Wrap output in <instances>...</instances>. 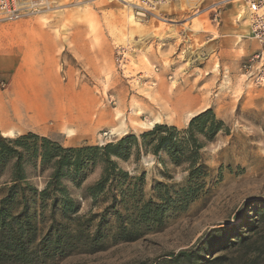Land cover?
Returning <instances> with one entry per match:
<instances>
[{
  "label": "rangeland",
  "instance_id": "rangeland-1",
  "mask_svg": "<svg viewBox=\"0 0 264 264\" xmlns=\"http://www.w3.org/2000/svg\"><path fill=\"white\" fill-rule=\"evenodd\" d=\"M46 1L42 11L0 21V50L17 52L10 73L0 71V94L14 92L12 75L27 68L28 51H38L37 68L64 98L58 107L79 111L82 121L65 127L48 117L31 125L35 134L64 147L104 146L132 135L142 145L141 135L156 125L185 130L207 110L224 125L212 141L196 133L204 144L205 184L188 202L186 193L178 197L189 182L187 165L145 146L131 148L127 161L116 159L130 178L112 183L97 201L87 189L101 178L102 165L81 186L65 181L80 210L69 221L53 216L50 203L31 209L30 264H151L191 247L202 248L205 264H264V66L252 61L259 43L239 36L247 27L232 16L245 9L244 0L221 5L217 21L209 7L224 0L178 1L147 18L135 16L131 0ZM10 174L4 171L0 189ZM27 174L41 191L51 171L28 166ZM134 177L143 180L135 184Z\"/></svg>",
  "mask_w": 264,
  "mask_h": 264
},
{
  "label": "trees",
  "instance_id": "trees-1",
  "mask_svg": "<svg viewBox=\"0 0 264 264\" xmlns=\"http://www.w3.org/2000/svg\"><path fill=\"white\" fill-rule=\"evenodd\" d=\"M223 125L212 110H207L192 119L185 130L156 125L153 130L141 135L142 145L133 135L104 146L83 147H64L33 132L16 139L0 136V179L6 169H11L9 178L4 182L5 188L0 189V192L6 193L0 197V264H30L35 261L30 247L36 238L29 234L35 230L33 221L36 216L31 214V209L36 205L44 209L50 203L53 216L58 213L64 220L71 221L78 214L80 207L71 197L65 181L81 186L88 173L102 165L101 178L87 189L89 197L97 201L112 183L128 180L129 173L119 167L116 159L127 161L133 147L139 151L145 146L155 156L163 151L174 165H187L189 182L186 188L180 189L178 197L186 193L187 202L196 198L205 184L203 166L199 162L204 144L198 140L196 133L212 141ZM28 166L51 171L43 190L39 191L30 183ZM142 180L143 177L132 178L135 184ZM131 185L128 183V187ZM182 200L186 203V198ZM201 252V247L169 252L151 264H205Z\"/></svg>",
  "mask_w": 264,
  "mask_h": 264
},
{
  "label": "crops",
  "instance_id": "crops-1",
  "mask_svg": "<svg viewBox=\"0 0 264 264\" xmlns=\"http://www.w3.org/2000/svg\"><path fill=\"white\" fill-rule=\"evenodd\" d=\"M232 16L236 18V14ZM224 20H226V17ZM225 22L223 28H225ZM240 23L246 25V33L248 34L239 36H251L249 22L243 21ZM221 30L222 28H220V31ZM225 35L226 34H222V36ZM251 39L253 40L252 37ZM252 47L255 46L252 44ZM26 55H28V59H24V61H30L29 64H27V68L21 65L18 74L12 75L13 82L16 83L14 92H9L6 95L0 94V135L9 138L22 135L23 132L26 131L37 133L33 129H30V127H32L31 125H38L40 121L53 116L51 113L55 114L61 111L58 107L59 101H61L62 104L64 102L63 97L60 98V96L52 93V84L48 82L50 78L44 77L42 72L37 68L38 61L41 60L39 52L32 50L28 51ZM16 56L17 52L14 49L0 50V71L10 73L9 65ZM2 60L4 61L3 64ZM21 83L23 84L21 85ZM18 84H20V86ZM50 97H52V102L50 101ZM23 119L24 122L30 126L20 123Z\"/></svg>",
  "mask_w": 264,
  "mask_h": 264
},
{
  "label": "built area",
  "instance_id": "built-area-1",
  "mask_svg": "<svg viewBox=\"0 0 264 264\" xmlns=\"http://www.w3.org/2000/svg\"><path fill=\"white\" fill-rule=\"evenodd\" d=\"M28 6L26 8L18 7L17 0H0V21L14 22L24 18L26 16L34 14L38 9H42L46 5V0H26ZM184 0H133V12L139 18H147L148 15L153 14L151 11L160 13L162 8L168 5ZM190 2H197L196 0H188ZM243 1V0H240ZM248 3L246 9H241L236 12V18L239 22L241 20H248L250 24L251 36L255 38L261 44V52L256 54L252 61L260 60L261 66H264V0H246ZM236 0H224L218 4H212L210 9L215 13V20L219 19L220 14L223 12L222 6L231 5ZM141 13V15H138ZM155 15V14H154ZM160 18L159 16L155 15ZM263 63V65H262ZM259 78L261 82L264 75Z\"/></svg>",
  "mask_w": 264,
  "mask_h": 264
},
{
  "label": "bare ground",
  "instance_id": "bare-ground-1",
  "mask_svg": "<svg viewBox=\"0 0 264 264\" xmlns=\"http://www.w3.org/2000/svg\"><path fill=\"white\" fill-rule=\"evenodd\" d=\"M116 1H119V0H116ZM185 2H187V3H190V4H193V5H197V4H199L200 2H202V0H196L197 2H190V1H188V0H184ZM176 2H178V1H176ZM244 2H245V9L247 8V5H248V3L246 2V0H244ZM130 3H131V8L133 9V0H131L130 1ZM175 3V2H174ZM173 4V3H172ZM212 7V6H211ZM209 9H210V7H209ZM41 11H42V9H41ZM134 14H136L135 12H134ZM138 15H141V13H138ZM135 16H137V15H135ZM138 17V16H137ZM243 20V19H242ZM243 21H248V20H243ZM130 23L131 24H135V25H138V22L136 21V19H134L133 17H130ZM249 27H250V24H249ZM252 37V36H251ZM253 38V37H252ZM256 42H258L255 38H253ZM259 43V42H258ZM259 45H260V48L262 47L261 46V44L259 43ZM263 63H264V60H263ZM263 63H262V65H263ZM127 76V75H126ZM260 79H262V77H260ZM262 81H264V78H263V80ZM157 99H158V97H157ZM175 108V107H174ZM51 114H53V116H51V117H56V119L58 120L57 122H60V125L61 126H65V127H69V126H73V125H75L76 123H79V122H81L82 121V119H81V117H82V113H80L79 111H73V109H67V111H58V112H56L55 114L54 113H51ZM140 115V114H139ZM87 121V120H86ZM84 122H85V120H84ZM89 122V121H88ZM86 124H87V122H86ZM147 127L146 126V124H142L141 125V127ZM149 127V126H148ZM151 127V126H150ZM153 127V126H152ZM83 128H87V126H85V127H83ZM82 128V129H83ZM85 129H83V130H85ZM116 129V128H115ZM67 130H69V129H67ZM75 131V130H74ZM72 132V131H71ZM119 132V131H118ZM69 133H70V131H69ZM116 133V132H115ZM114 133V134H115Z\"/></svg>",
  "mask_w": 264,
  "mask_h": 264
}]
</instances>
